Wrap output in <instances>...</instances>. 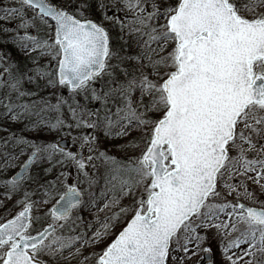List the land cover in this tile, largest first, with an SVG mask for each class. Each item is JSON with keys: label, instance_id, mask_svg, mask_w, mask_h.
Segmentation results:
<instances>
[{"label": "snow or ice", "instance_id": "6c2138e0", "mask_svg": "<svg viewBox=\"0 0 264 264\" xmlns=\"http://www.w3.org/2000/svg\"><path fill=\"white\" fill-rule=\"evenodd\" d=\"M0 264H264V0H0Z\"/></svg>", "mask_w": 264, "mask_h": 264}, {"label": "trees", "instance_id": "16d2710c", "mask_svg": "<svg viewBox=\"0 0 264 264\" xmlns=\"http://www.w3.org/2000/svg\"><path fill=\"white\" fill-rule=\"evenodd\" d=\"M47 134H42V138L46 139Z\"/></svg>", "mask_w": 264, "mask_h": 264}, {"label": "rangeland", "instance_id": "374dc122", "mask_svg": "<svg viewBox=\"0 0 264 264\" xmlns=\"http://www.w3.org/2000/svg\"><path fill=\"white\" fill-rule=\"evenodd\" d=\"M49 137L48 136H46V139H48Z\"/></svg>", "mask_w": 264, "mask_h": 264}]
</instances>
